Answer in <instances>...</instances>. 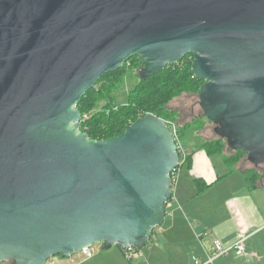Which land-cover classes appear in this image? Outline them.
Segmentation results:
<instances>
[{
    "label": "water",
    "instance_id": "95a60500",
    "mask_svg": "<svg viewBox=\"0 0 264 264\" xmlns=\"http://www.w3.org/2000/svg\"><path fill=\"white\" fill-rule=\"evenodd\" d=\"M189 54L204 117L264 164V0H0V263L146 246L172 198L173 135L147 115L91 140L76 106L132 57L144 79Z\"/></svg>",
    "mask_w": 264,
    "mask_h": 264
},
{
    "label": "crops",
    "instance_id": "0c3cea01",
    "mask_svg": "<svg viewBox=\"0 0 264 264\" xmlns=\"http://www.w3.org/2000/svg\"><path fill=\"white\" fill-rule=\"evenodd\" d=\"M200 145H186V151L180 148L183 162L172 175V199L166 205L163 225L155 230L150 246L146 247L161 241L176 246L168 250L169 257L177 264H192L191 257L203 255L212 240L230 246L241 234L247 238L246 254L226 256L215 264H264V176L253 183L247 174L251 165L241 160L229 167L223 155L207 156L198 148ZM186 155H191L190 168L184 164ZM197 180L201 185L197 186ZM201 232H207V236L199 239L197 234ZM97 251L98 255L92 253L90 257H55L46 264H126L129 261L117 246L105 249L101 244ZM187 251L191 254L189 261L185 256ZM137 253L140 259L142 253L140 250ZM162 259L155 263L147 256L148 264H159Z\"/></svg>",
    "mask_w": 264,
    "mask_h": 264
},
{
    "label": "trees",
    "instance_id": "16d2710c",
    "mask_svg": "<svg viewBox=\"0 0 264 264\" xmlns=\"http://www.w3.org/2000/svg\"><path fill=\"white\" fill-rule=\"evenodd\" d=\"M192 64L193 57L189 54L182 58L177 64L167 66L164 70L148 78L141 79L139 77V70L142 68L141 61L138 57L130 58L117 71L104 74L78 102L76 108L81 114L80 131L86 133L89 139L97 141L108 140L119 136L126 126L132 124L138 118L147 115L156 116L166 124V121H168L171 116L169 109L166 107L168 102L182 93L197 92L198 95V90L204 83L194 76L191 69ZM128 71L136 72L138 82L129 91L126 96V102L119 105L113 98L112 93L121 85ZM213 125L215 128L216 125ZM168 128L172 133L169 126ZM201 128L202 125L200 124L199 129ZM214 128L213 132L215 133ZM186 131L187 130L183 128L179 131L183 144L190 143L188 142L189 135L184 133ZM215 135V139H204L198 148L204 150L207 156L223 155L224 163L229 167L244 160L247 164L252 166V169L247 172L249 180L253 181V183H257V181L261 180L264 176V164L255 166L249 163L244 153L231 150L227 146L225 140L217 136L216 133ZM173 138L180 157V164L173 171L174 174V172L182 166L183 157L180 151L181 146L179 137L173 135ZM190 159L191 155L185 156L184 164H186V168H190ZM196 184L197 186L201 185L198 180ZM199 191H201V189H199ZM171 199L169 201H171ZM156 229L153 230V235ZM134 252L137 251L134 250Z\"/></svg>",
    "mask_w": 264,
    "mask_h": 264
},
{
    "label": "rangeland",
    "instance_id": "374dc122",
    "mask_svg": "<svg viewBox=\"0 0 264 264\" xmlns=\"http://www.w3.org/2000/svg\"><path fill=\"white\" fill-rule=\"evenodd\" d=\"M136 71V70H135ZM135 71H128L121 85L118 89L112 93L113 98L117 102V104L122 105L126 102V96L129 91L136 85L138 79L136 77ZM199 99L197 92L191 93H182L181 95L173 98L166 107L169 109L170 119L166 121V124L170 127L172 134L179 137L180 146L186 151V145L188 147L198 146L204 139H215L216 135L213 132L214 125L209 122L203 115L202 110L199 107ZM200 124L202 128L199 129ZM188 125V126H187ZM187 130L186 134L189 135L188 144H183L181 142L179 131ZM183 133V135H184ZM185 134V135H186ZM247 240L244 242L246 248ZM101 243H95L92 245L94 255H98V249ZM150 246V245H148ZM115 247V246H114ZM150 248V249H148ZM171 248H176V246H170L165 242H159L158 245H154L151 247H145V249H141L140 253H142V257L138 259V253L134 252L131 259L127 261L126 264H148L147 256L152 258L151 262L158 263L159 259L162 261L159 264H177L173 258H170L168 255V250ZM77 254L73 255V258H76ZM187 260L191 256L190 251L185 253ZM71 258V257H70ZM67 259V258H66ZM132 260V261H131ZM0 264H7L0 263Z\"/></svg>",
    "mask_w": 264,
    "mask_h": 264
},
{
    "label": "built area",
    "instance_id": "2783aa9c",
    "mask_svg": "<svg viewBox=\"0 0 264 264\" xmlns=\"http://www.w3.org/2000/svg\"><path fill=\"white\" fill-rule=\"evenodd\" d=\"M173 175V173H172ZM207 232H201L197 234V237L200 239L202 237H206ZM246 237L244 235H238L234 244L230 246L223 245L219 240H212L208 249H206L203 255H194L191 257L192 264H215L221 258L226 256H234V257H242L246 254V248L244 242L246 241ZM94 249L92 245L83 248L79 253H77V257H90L93 253ZM134 253V248H127L124 250L125 257L127 260H130Z\"/></svg>",
    "mask_w": 264,
    "mask_h": 264
},
{
    "label": "bare ground",
    "instance_id": "6f19581e",
    "mask_svg": "<svg viewBox=\"0 0 264 264\" xmlns=\"http://www.w3.org/2000/svg\"><path fill=\"white\" fill-rule=\"evenodd\" d=\"M171 176H172V175H171ZM172 185H173V181H172ZM171 187H172V186H171ZM155 229H156V228H155ZM152 235H153V233H152ZM151 238H152V237H151ZM151 238H150V239H151ZM149 241H150V240H149ZM149 241L147 242V244L149 243ZM147 244H146V245H147ZM145 247H146V246H145ZM132 248H133V247H132ZM142 249H143V248H142ZM124 250H125V249H124ZM134 250H136V249L134 248ZM136 251H139V250H136Z\"/></svg>",
    "mask_w": 264,
    "mask_h": 264
}]
</instances>
